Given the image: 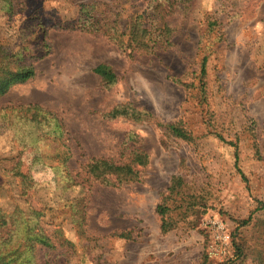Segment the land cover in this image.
Listing matches in <instances>:
<instances>
[{
  "label": "rangeland",
  "instance_id": "obj_1",
  "mask_svg": "<svg viewBox=\"0 0 264 264\" xmlns=\"http://www.w3.org/2000/svg\"><path fill=\"white\" fill-rule=\"evenodd\" d=\"M8 1L0 0V45L34 73L0 94L10 116L9 123L0 116V173L9 188L0 206L42 210L45 231L59 227L72 244L53 236L54 248L36 249L38 262L264 264V0H97L108 22L120 10L114 25L98 30L76 27L78 4L90 0ZM143 8L155 9L154 24L171 26L172 44L149 53L117 45L111 35ZM203 54L204 100L196 87ZM98 63L112 68L113 83L93 71ZM28 104L52 112L61 133L39 130L23 145L25 124L11 107ZM122 104L144 115H109ZM166 122L192 138L171 135ZM58 149L66 155L56 156ZM133 150L147 161L136 180L120 183L89 177L65 188L43 162L65 157L79 178L92 158L123 163ZM16 160L33 179L25 195L6 171ZM172 176L182 183L170 205L172 226L162 231L155 209Z\"/></svg>",
  "mask_w": 264,
  "mask_h": 264
},
{
  "label": "trees",
  "instance_id": "obj_2",
  "mask_svg": "<svg viewBox=\"0 0 264 264\" xmlns=\"http://www.w3.org/2000/svg\"><path fill=\"white\" fill-rule=\"evenodd\" d=\"M181 1L184 6L187 0ZM159 2L160 0H157V4ZM7 4L10 6V0ZM99 5L100 3L97 0L78 4V12L80 14L77 13L76 27L98 30L107 25H114L118 19L120 10L114 9L110 12L114 17L108 22L110 18L106 16V10L99 11ZM154 12L155 9L147 11V8H143L130 13L124 22L123 28L119 32L112 34L111 37L119 47L128 49L130 52L149 53L153 52L160 45L172 44L170 40L171 26L162 19L159 24H154L150 21V15H154ZM84 14L89 17L83 19L82 15ZM208 24L210 23L208 22ZM206 59L207 55L203 54L200 59L196 80L198 94L203 100L206 93L204 82ZM93 71L100 76L101 81L105 85L113 83L116 79L115 72L106 63L96 64ZM33 73L34 67L31 63L22 62L18 52L0 45V94H3L12 84L25 81ZM172 79L185 86L188 85L187 82H183L174 76H172ZM11 108L16 111L20 121L25 124L19 128V141L23 145H26L30 140H34L39 130L43 131V134L50 133L56 136L61 129V123L53 113L37 104L18 105ZM139 114L144 115L143 112L137 111L127 104L118 105L109 112V115L112 117L125 115L140 118L141 115ZM0 116H2L1 123L10 122L7 108L4 111L0 108ZM162 126H164L165 131L175 137L185 140L192 138L190 132L178 122H166ZM55 155L61 157L66 155V151L58 149ZM237 157V154H235V165H237ZM65 159L64 157L60 161L57 159L53 162L48 156H45L43 162L49 165L54 172L61 174L63 186L68 188L71 185L85 182L89 177L110 182V176H112L117 183L136 180L139 176L138 166L146 163L147 155L143 150H133L130 159L123 163H116L105 158H92L84 168L85 175L79 178H76L77 175H73L71 170H68ZM6 171L12 177H17L18 194L25 195L33 185V179L21 170L20 161H14L10 167L6 168ZM1 175L0 173V195H5L8 193L9 188L8 184L5 185V180ZM6 182L8 183L9 180H6ZM181 183L182 178L180 176H172L167 187V192L161 201L156 204L155 210L161 217L160 229L162 231H166L172 226L169 219L170 205L175 204L174 201H178L177 194L180 191ZM259 203V207L264 208V202L260 201ZM42 216L43 211L32 206L26 209L19 205H14L9 209L0 206V264H47V262H38L36 258L37 248H54L56 239L59 241V245H72L61 235L59 227L53 229V234H48L41 224ZM119 235L124 236L126 234L119 233ZM237 248L242 249V247ZM258 255L260 260H264V254L260 250L258 251Z\"/></svg>",
  "mask_w": 264,
  "mask_h": 264
}]
</instances>
